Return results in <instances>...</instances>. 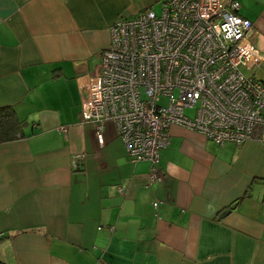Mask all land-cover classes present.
<instances>
[{
	"label": "crops",
	"instance_id": "obj_1",
	"mask_svg": "<svg viewBox=\"0 0 264 264\" xmlns=\"http://www.w3.org/2000/svg\"><path fill=\"white\" fill-rule=\"evenodd\" d=\"M166 1L0 0V107L27 121L0 143V264H264V143L173 125L151 183L113 122L100 144L82 118L111 25ZM238 1L264 55V0Z\"/></svg>",
	"mask_w": 264,
	"mask_h": 264
},
{
	"label": "built area",
	"instance_id": "obj_2",
	"mask_svg": "<svg viewBox=\"0 0 264 264\" xmlns=\"http://www.w3.org/2000/svg\"><path fill=\"white\" fill-rule=\"evenodd\" d=\"M240 8L238 0H168L159 13L120 17L97 72L79 77L83 120L100 144L113 122L130 160L151 162V183L173 125L217 145L264 143V82L254 76L264 55Z\"/></svg>",
	"mask_w": 264,
	"mask_h": 264
},
{
	"label": "trees",
	"instance_id": "obj_3",
	"mask_svg": "<svg viewBox=\"0 0 264 264\" xmlns=\"http://www.w3.org/2000/svg\"><path fill=\"white\" fill-rule=\"evenodd\" d=\"M26 125L27 121L21 119L18 116L14 107H0V143L12 141L26 136ZM246 196L244 195L241 197L238 202L244 199ZM5 238H7V235L0 234V242Z\"/></svg>",
	"mask_w": 264,
	"mask_h": 264
},
{
	"label": "water",
	"instance_id": "obj_4",
	"mask_svg": "<svg viewBox=\"0 0 264 264\" xmlns=\"http://www.w3.org/2000/svg\"><path fill=\"white\" fill-rule=\"evenodd\" d=\"M236 208V204L231 205L229 208L225 209L220 216L224 217L225 215L229 214L233 209Z\"/></svg>",
	"mask_w": 264,
	"mask_h": 264
},
{
	"label": "rangeland",
	"instance_id": "obj_5",
	"mask_svg": "<svg viewBox=\"0 0 264 264\" xmlns=\"http://www.w3.org/2000/svg\"><path fill=\"white\" fill-rule=\"evenodd\" d=\"M155 11L157 12V13H159L160 12V10L159 9H155ZM167 101L166 100H162V103H166ZM188 112L189 113H192L193 111L192 110H188Z\"/></svg>",
	"mask_w": 264,
	"mask_h": 264
}]
</instances>
